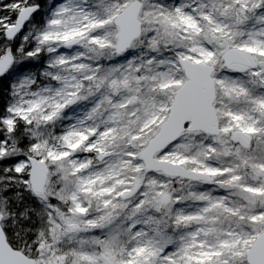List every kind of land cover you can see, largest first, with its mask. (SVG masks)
I'll list each match as a JSON object with an SVG mask.
<instances>
[{
	"label": "snow or ice",
	"instance_id": "6c2138e0",
	"mask_svg": "<svg viewBox=\"0 0 264 264\" xmlns=\"http://www.w3.org/2000/svg\"><path fill=\"white\" fill-rule=\"evenodd\" d=\"M0 264H264V0H0Z\"/></svg>",
	"mask_w": 264,
	"mask_h": 264
}]
</instances>
